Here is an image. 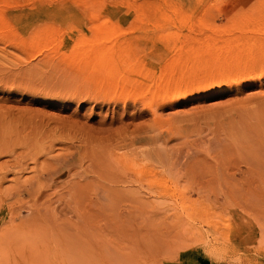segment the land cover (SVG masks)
Returning a JSON list of instances; mask_svg holds the SVG:
<instances>
[{
  "label": "rangeland",
  "instance_id": "374dc122",
  "mask_svg": "<svg viewBox=\"0 0 264 264\" xmlns=\"http://www.w3.org/2000/svg\"><path fill=\"white\" fill-rule=\"evenodd\" d=\"M87 1L0 0V264H264V0Z\"/></svg>",
  "mask_w": 264,
  "mask_h": 264
},
{
  "label": "bare ground",
  "instance_id": "6f19581e",
  "mask_svg": "<svg viewBox=\"0 0 264 264\" xmlns=\"http://www.w3.org/2000/svg\"><path fill=\"white\" fill-rule=\"evenodd\" d=\"M111 0H109V2H110ZM121 1H128V2H130V3H134V2H136L137 0H121ZM151 1H153V0H151ZM79 2V1H78ZM83 2V1H82ZM88 2V4L87 5H90V4H92V3H90L89 4V2H90V0H88L87 1ZM117 2V1H116ZM95 4H97V3H95ZM87 7H89V6H87ZM103 8H106V9H109V7L108 6H102V9ZM88 9H91L92 11H93V13H90L91 11H88L94 18L95 17H99L100 15H101V13H100V7L98 6H96V5H93V6H90ZM115 9H121V2H119L118 1V3H117V5H116V7H115ZM121 11V10H120ZM141 11V10H140ZM6 12V11H5ZM5 12H4V14H5ZM87 12V13H88ZM7 14H8V11L6 12ZM137 13V12H136ZM145 13V11L144 12H142V14H144ZM154 13V12H153ZM152 13V14H153ZM107 14V13H106ZM109 14V13H108ZM107 14V15H108ZM142 14L140 13V16L141 17H144V15L142 16ZM151 14V15H152ZM91 15H90V17H91ZM111 15H115L114 13H112ZM138 15H139V12H138ZM147 15V14H146ZM150 15V14H149ZM88 16V15H87ZM139 16V17H140ZM148 16V15H147ZM146 17V16H145ZM144 17V18H145ZM15 19V18H14ZM90 19V18H89ZM146 20H149V18H145ZM18 19H16V21H13V24L12 25H10V24H8V23H5L4 22V25H2V26H0L2 29L3 28H5L7 31H9V32H14L15 34H17V33H23V35L25 36V37H30V39L32 40V38L34 37V35H36V33H32L33 31L32 30H30L29 31V29L31 28V26L27 23V21H22V20H19V21H17ZM138 20V19H137ZM139 20H141V18L139 19ZM139 20H138V22H139ZM3 22H2V20H0V25L2 24ZM33 27V26H32ZM22 40H24V38L22 37ZM117 41H119V40H117ZM119 43V42H118ZM69 44H71V43H69ZM115 44H117V42H115L114 43V45ZM120 44H121V41H120ZM256 45V44H255ZM261 45H263V46H261L262 47V49H263V51L262 52H260V55L259 56H262V57H264V43L262 44L261 43ZM73 46H76V43H74L73 44ZM121 46H119V48H120ZM152 47H154V46H152ZM253 47V46H252ZM109 48V47H108ZM156 48V47H155ZM243 48V47H242ZM107 49V48H106ZM126 49V48H125ZM154 49V48H153ZM237 49V47H235V51H237L236 50ZM112 50V49H111ZM254 50H255V48H254ZM106 51V50H105ZM108 51H109V49H108ZM107 51V52H108ZM134 51V50H133ZM245 51V50H244ZM254 52V51H253ZM221 53H222V51H221ZM246 53L247 54H249V55H251V52H250V50L247 48V51H246ZM111 54H112V52H111ZM117 54H118V52H117ZM127 54V53H126ZM126 54H118V55H116L115 57H113L112 55H111V59L109 60V61H105L104 63H103V66L107 69V70H109V71H115V70H117L116 72L118 73V71H119V69H121V60L123 59L122 57H121V55H126ZM128 54H132V52L131 53H129L128 52ZM254 54V53H253ZM256 55H257V53H255ZM254 54V56L252 57V60H249L250 62L247 64V65H244V66H242V67H238V66H236L237 64L236 63H234V64H232V66H230L228 63V67H223L221 70V72H217V74H213V76L211 77V78H209V79H211V80H213V79H215L216 77H218V78H220V80H222V79H229V80H231V79H234V77H236V75L239 73V70H243V68L244 69H246L245 71L246 72H244L243 71V75H244V73L245 74H251V73H253L254 71V68H256V55ZM106 55V54H105ZM110 58V57H109ZM192 60H193V58H191ZM232 60V59H231ZM233 61V60H232ZM226 62V61H225ZM222 65H224L223 64V62H222ZM248 65H250V66H248ZM253 71V72H252ZM242 75V76H243ZM165 75H162V77H159V78H162V79H158V82L156 83V82H152L151 84H152V86H154L155 84H157L158 85V87H159V90H154V89H156V88H154V89H148L147 90V94H148V91H151L153 94H154V96H157L159 93H162V92H164V93H166L165 91H167L168 89H166L167 87H168V85H170V83L171 82H174V84L175 85H177V84H179V85H177L176 86V88L173 90V92L172 93H170L169 94V96L171 95V94H173V93H175L172 97H174L175 95H176V93H179L178 92V90H179V88H181L183 85H185V86H187L188 85V83L187 82H184L183 81V77H177V78H174V79H172V78H168V76H167V78H165L164 77ZM153 79H156V78H153ZM164 80V81H163ZM234 80H237V78H235ZM164 82V83H162V82ZM180 82H183V84H181ZM161 83V84H160ZM235 83V82H234ZM173 85V84H172ZM150 87H152L151 85H149ZM156 86V85H155ZM192 87V86H191ZM187 88V87H186ZM185 88V89H186ZM170 89V88H169ZM151 92H149V93H151ZM181 92H182V90H180V94H181ZM179 94V95H180ZM177 96H178V94H177ZM176 96V97H177ZM181 96V95H180ZM158 97H161V95L159 96L158 95ZM165 97V96H164ZM163 97V98H164ZM179 97V96H178ZM162 98V97H161ZM169 98V101L171 100L170 99V97H168ZM175 99V97L172 99V100H174ZM177 99V98H176ZM172 100H171V102H172ZM163 101L164 102H166L167 103V99H166V97H165V99H163ZM240 229H241V227H240ZM238 237V240H237V242L236 243H238V245H239V247L240 248H242L244 245H245V243H244V239H243V237L241 236V233H235ZM245 234V233H244ZM234 240V238L232 239V241ZM235 245V244H234ZM236 247V249L238 248L237 246H235Z\"/></svg>",
  "mask_w": 264,
  "mask_h": 264
}]
</instances>
